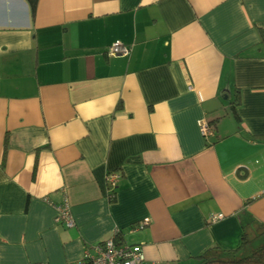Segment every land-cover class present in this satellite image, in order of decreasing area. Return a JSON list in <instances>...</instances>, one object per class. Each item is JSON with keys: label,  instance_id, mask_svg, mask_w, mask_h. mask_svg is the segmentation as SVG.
<instances>
[{"label": "crops", "instance_id": "0c3cea01", "mask_svg": "<svg viewBox=\"0 0 264 264\" xmlns=\"http://www.w3.org/2000/svg\"><path fill=\"white\" fill-rule=\"evenodd\" d=\"M263 35L264 0H0V264H73L116 229L144 264L257 235Z\"/></svg>", "mask_w": 264, "mask_h": 264}, {"label": "built area", "instance_id": "2783aa9c", "mask_svg": "<svg viewBox=\"0 0 264 264\" xmlns=\"http://www.w3.org/2000/svg\"><path fill=\"white\" fill-rule=\"evenodd\" d=\"M107 52L110 55L128 56L131 52V46L121 41H115L108 47ZM201 131L204 136L211 134V126L205 120L201 121ZM119 177L120 174L118 172L108 174L107 185L111 193L115 192ZM65 202L59 207L56 221L71 227L73 226V220L68 204ZM223 217L222 213L213 214L209 221L215 222ZM143 226L144 223H139L136 228H142ZM120 231L119 229L114 230L112 237L91 247V249H87L85 256L73 264H144L145 256L139 248L132 247L123 241H118Z\"/></svg>", "mask_w": 264, "mask_h": 264}, {"label": "trees", "instance_id": "16d2710c", "mask_svg": "<svg viewBox=\"0 0 264 264\" xmlns=\"http://www.w3.org/2000/svg\"><path fill=\"white\" fill-rule=\"evenodd\" d=\"M29 4L31 15L34 16L36 13L38 0H26ZM264 41V35H263ZM238 104V98L232 102L231 110L234 117L240 121V116L238 114L236 105ZM216 122V121H215ZM215 122H209L210 125L215 124ZM255 222L250 219L247 224L243 225V233L241 236L240 245L236 249H222L218 246H213L208 248L206 251L202 252L194 258V264H264V223H256L258 229L260 230L257 235L251 236L246 229L249 224ZM139 223H135L132 227H137ZM122 233V231H120ZM121 233L119 235L118 241L122 242ZM262 239L261 243L256 244L249 251L251 244L257 239ZM247 249V250H246ZM246 250V251H245Z\"/></svg>", "mask_w": 264, "mask_h": 264}]
</instances>
